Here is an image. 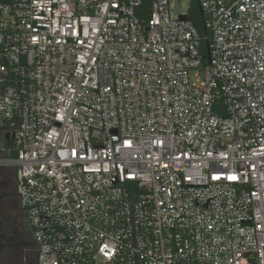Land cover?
I'll use <instances>...</instances> for the list:
<instances>
[{
  "label": "built area",
  "instance_id": "1",
  "mask_svg": "<svg viewBox=\"0 0 264 264\" xmlns=\"http://www.w3.org/2000/svg\"><path fill=\"white\" fill-rule=\"evenodd\" d=\"M197 1L205 36L170 0H0L37 264H264V0Z\"/></svg>",
  "mask_w": 264,
  "mask_h": 264
},
{
  "label": "flooded vegetation",
  "instance_id": "2",
  "mask_svg": "<svg viewBox=\"0 0 264 264\" xmlns=\"http://www.w3.org/2000/svg\"><path fill=\"white\" fill-rule=\"evenodd\" d=\"M14 130L0 118V146ZM0 264H37V245L16 191V167L0 166Z\"/></svg>",
  "mask_w": 264,
  "mask_h": 264
},
{
  "label": "trees",
  "instance_id": "3",
  "mask_svg": "<svg viewBox=\"0 0 264 264\" xmlns=\"http://www.w3.org/2000/svg\"><path fill=\"white\" fill-rule=\"evenodd\" d=\"M191 1H192V3H191V7L189 9L190 14H191V19L193 20V22H194L196 28L198 29L199 33L202 36H205L207 34V31L204 27L203 17L200 13L199 1H197V0H191ZM205 42H203V44H202L203 53H205V45H206Z\"/></svg>",
  "mask_w": 264,
  "mask_h": 264
},
{
  "label": "rangeland",
  "instance_id": "4",
  "mask_svg": "<svg viewBox=\"0 0 264 264\" xmlns=\"http://www.w3.org/2000/svg\"><path fill=\"white\" fill-rule=\"evenodd\" d=\"M171 4H173L171 13L172 15L184 14L189 12L191 7V0H170Z\"/></svg>",
  "mask_w": 264,
  "mask_h": 264
},
{
  "label": "water",
  "instance_id": "5",
  "mask_svg": "<svg viewBox=\"0 0 264 264\" xmlns=\"http://www.w3.org/2000/svg\"><path fill=\"white\" fill-rule=\"evenodd\" d=\"M200 12L202 13V11L200 10ZM183 18H186L185 16H182Z\"/></svg>",
  "mask_w": 264,
  "mask_h": 264
}]
</instances>
